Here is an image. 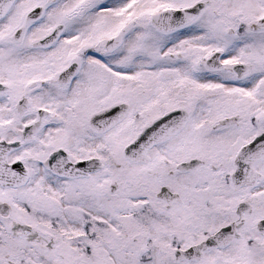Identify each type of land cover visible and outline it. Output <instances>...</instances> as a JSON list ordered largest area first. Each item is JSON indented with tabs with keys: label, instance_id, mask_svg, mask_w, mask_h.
Instances as JSON below:
<instances>
[{
	"label": "snow or ice",
	"instance_id": "snow-or-ice-1",
	"mask_svg": "<svg viewBox=\"0 0 264 264\" xmlns=\"http://www.w3.org/2000/svg\"><path fill=\"white\" fill-rule=\"evenodd\" d=\"M0 264H264V0H0Z\"/></svg>",
	"mask_w": 264,
	"mask_h": 264
}]
</instances>
